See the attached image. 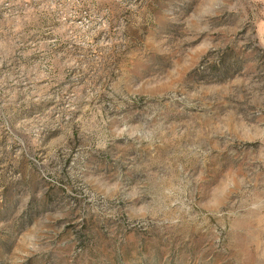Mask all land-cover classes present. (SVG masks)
Here are the masks:
<instances>
[{"label": "rangeland", "instance_id": "rangeland-1", "mask_svg": "<svg viewBox=\"0 0 264 264\" xmlns=\"http://www.w3.org/2000/svg\"><path fill=\"white\" fill-rule=\"evenodd\" d=\"M0 264H264V0H0Z\"/></svg>", "mask_w": 264, "mask_h": 264}]
</instances>
